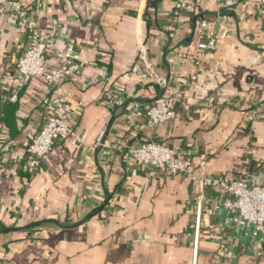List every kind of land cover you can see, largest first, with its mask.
<instances>
[{
    "label": "crops",
    "instance_id": "obj_1",
    "mask_svg": "<svg viewBox=\"0 0 264 264\" xmlns=\"http://www.w3.org/2000/svg\"><path fill=\"white\" fill-rule=\"evenodd\" d=\"M20 1L42 33L78 54L62 87L81 141L58 138L34 170L24 168L51 85L34 76L17 86L26 30L0 9V264H264L259 233L227 223L225 209L207 212L229 193L143 166L122 146L153 139L195 174L260 181L264 0H235L220 12L215 0L183 8L177 0ZM200 19L216 41L203 55L189 46ZM45 56L47 68L60 66L52 50ZM159 96L170 98L171 119L148 126L130 116Z\"/></svg>",
    "mask_w": 264,
    "mask_h": 264
},
{
    "label": "built area",
    "instance_id": "obj_2",
    "mask_svg": "<svg viewBox=\"0 0 264 264\" xmlns=\"http://www.w3.org/2000/svg\"><path fill=\"white\" fill-rule=\"evenodd\" d=\"M187 2L188 0H177L176 5L183 8ZM235 3V0H215L216 11L231 9ZM0 9L7 10L16 23L26 30L25 48L16 64L17 86H23L34 76L43 77L51 85L49 95L42 100L48 115L27 147L28 156L24 168L32 171L39 160L51 151L56 139L67 138L72 143L81 141L73 127L75 111L70 102V93L62 87V80L71 74V64L78 59V54L71 44L60 46L54 34L42 33L20 0H0ZM198 35V39L189 44L194 46L196 54L203 55L215 49V31L208 27L206 19H200ZM47 50H52L58 56L60 66L47 68ZM131 70L144 76V68L138 64H134ZM109 93L110 97L117 98L116 92ZM16 96L15 92L10 99L15 100ZM173 114L172 102L165 96L157 97L144 108L135 105L130 112L132 118L145 116L148 126L168 121ZM103 136L104 131L99 130L95 144L102 145ZM122 146L143 166L155 167L168 175L185 174L200 188L220 187L229 193V197L219 200L212 208H208L207 212L211 214L225 209L227 223H233L237 228H251L264 238V174H261L260 181L252 180L248 175L240 179L225 176L207 177L195 174L187 160L181 159L173 149L153 139Z\"/></svg>",
    "mask_w": 264,
    "mask_h": 264
},
{
    "label": "trees",
    "instance_id": "obj_3",
    "mask_svg": "<svg viewBox=\"0 0 264 264\" xmlns=\"http://www.w3.org/2000/svg\"><path fill=\"white\" fill-rule=\"evenodd\" d=\"M15 105L14 104H11L10 103H6L4 105V108H3V113H4V116H3V119H4V122L8 125H10L11 123V111L13 112L14 109H15ZM7 114V115H6ZM40 223H34V224H31L28 228H32V227H35L37 225H39Z\"/></svg>",
    "mask_w": 264,
    "mask_h": 264
},
{
    "label": "water",
    "instance_id": "obj_4",
    "mask_svg": "<svg viewBox=\"0 0 264 264\" xmlns=\"http://www.w3.org/2000/svg\"><path fill=\"white\" fill-rule=\"evenodd\" d=\"M159 97H160V96H159ZM105 203H106V202H104V204H102L101 206H99L98 208H96L95 211H96V212L100 211V210L103 208V206L105 205ZM14 229H15V228H12V227H11V228H6V229H4V231H5V230H14Z\"/></svg>",
    "mask_w": 264,
    "mask_h": 264
}]
</instances>
